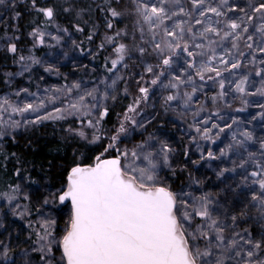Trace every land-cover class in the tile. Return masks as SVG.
<instances>
[{
    "label": "snow or ice",
    "instance_id": "6c2138e0",
    "mask_svg": "<svg viewBox=\"0 0 264 264\" xmlns=\"http://www.w3.org/2000/svg\"><path fill=\"white\" fill-rule=\"evenodd\" d=\"M31 4L43 17L49 21L53 19L52 8L39 7L36 0H31ZM114 4H108L110 16L117 20L131 16L134 21L131 36L138 43L134 42L131 47L118 43L117 37L130 35L126 31L107 36L105 42L112 45L110 51L115 54L108 71L116 73L128 66L127 60L144 57L146 53L156 61L153 65L140 60L145 74H138L136 81L139 96L127 106L116 126L108 130L104 123L110 118L106 102L116 99L112 90L122 79L119 75L97 81L92 87L77 81L60 88L45 89L44 96L19 89L14 94L16 97L27 93L33 99L15 104L8 99L0 102V112L22 118L4 122L0 117V139L9 131L15 132L29 124L72 116L80 126L69 128L70 134L86 144H101L105 153L116 154L105 159L97 156L94 166L73 167L66 189L53 193L61 204L70 200L72 216L68 230L59 240L45 225L44 233L39 236L44 242L39 251L44 253L45 264H53L55 260L53 245L62 250L64 264H264V161H257L256 154L245 146L253 141L250 132H240L242 140L233 132L232 142L221 148L218 155L212 150L201 153V159L207 160L225 158L230 151L240 158L237 167L244 169L243 186L250 191L241 192L245 199L237 198L231 209H226L207 192L197 196L185 189L174 192L163 185L158 186L162 169L171 168L169 153L172 149L167 144L153 142L151 134L131 150L121 148L131 142L129 137L133 132L145 128V120H138L136 116L140 103L149 99L150 91L155 94L156 89L168 90L167 95L162 93L164 105L169 109L180 107L188 111L199 102L197 93L203 91L208 80L219 85V98L227 94L222 78L224 72L241 67L239 58H232L233 50L239 56H250L249 62L253 65H264V0H246V3L232 0H128L127 7L122 0H114ZM0 5L9 6L6 0H0ZM107 26L113 27L111 21ZM32 35L40 44L44 43V33L36 30ZM240 41L249 49L248 53L239 51ZM8 50L15 54L16 45H10ZM133 51L138 57L131 55ZM28 59L32 64L40 63L34 58ZM24 60L21 56L20 61ZM178 62L182 63L176 72L173 66ZM221 66H224L222 70ZM29 70L30 67L24 65L19 74ZM45 71L52 69L46 67ZM209 73L214 76L207 75ZM255 75L264 83V67ZM196 78L204 83L197 84ZM247 84L245 75L234 82V90L242 95H256L257 92L264 95V87L249 92ZM185 86L191 91L185 90ZM58 93L66 94L68 102L42 112L48 103H56ZM124 94L128 95L127 89ZM216 99L217 96L212 97L213 102ZM260 107L264 108V104ZM204 110L201 105L195 115ZM212 116L223 119L218 112H212L208 117L195 120L193 128L201 139L215 144L220 133L231 129L237 121L233 119L232 123L220 126L212 122ZM213 129L217 131L213 132ZM241 148L247 152L246 158L238 151ZM260 149L264 150V141L260 142ZM122 160H128L129 165L126 167ZM136 161L147 164L139 167ZM246 165L254 167L249 170ZM226 171H235V168L223 169L218 175L223 176ZM199 184V180L193 179L189 188ZM19 195L22 193L17 185L7 199L11 202ZM0 199H4L3 194ZM252 209L257 213L255 217L249 216ZM245 222H255L258 231L254 233L244 227ZM0 255L7 259L6 246L0 245Z\"/></svg>",
    "mask_w": 264,
    "mask_h": 264
},
{
    "label": "trees",
    "instance_id": "16d2710c",
    "mask_svg": "<svg viewBox=\"0 0 264 264\" xmlns=\"http://www.w3.org/2000/svg\"><path fill=\"white\" fill-rule=\"evenodd\" d=\"M36 2L39 7L54 10V17L51 21L33 8L31 0H6L9 6L0 5V98L6 96L10 103L15 104L16 101L23 99L21 97H29L27 93H21L19 97H16L14 94L19 89H27L30 93L44 96L45 93H42L41 87L43 82L46 84V89L60 88L69 84L67 76L80 80L86 79L93 83L98 78L109 80L110 77L114 78L119 75L122 79L117 81L118 84L113 90L116 99H109L106 102L110 109V118H106L104 127L111 130L120 122L124 110L132 103L135 95H139L136 81L138 74L144 70L140 60L153 65L156 63L154 57L146 53L144 57L127 60L128 66L120 68L116 73L108 71L110 60L115 58V54L110 51L112 45L105 42L107 36L114 35L117 31H126L130 35L124 38L117 37V42L126 43L129 47L134 42L138 43L131 36L134 22L132 17L113 19L107 8L109 3L115 6L114 0H36ZM232 2L246 3V0H232ZM122 3L125 7L128 6V0H122ZM17 13H19L18 16ZM109 21L113 24L111 29L107 26ZM36 30L44 33L43 44L33 37L32 33ZM238 43L239 51L249 52L243 41ZM12 44H15L17 48L15 54L8 50ZM225 46L230 48L229 44ZM217 51L221 50L217 49ZM131 55L138 57L135 51ZM21 56L25 57L23 62L20 61ZM58 56L64 59L56 65H46L51 57L57 58ZM29 57L39 60L40 63L32 64ZM225 58L228 59L227 56ZM232 58H239L241 67L232 72H224L222 78L225 79L224 91L227 94L222 99L218 96L219 85L213 80H208L203 86V91L197 93L199 102L192 105V110L185 111L180 107L169 109L164 105L162 96V93L167 95L168 90L156 89L157 96L154 105L148 102L149 99L145 101L144 116L148 115L145 120L146 126L132 133L129 139L133 145L128 148L131 150L151 134L153 142L167 144L172 149L169 153L171 168H163L160 180L157 182L158 186L163 185L174 192L185 189L197 196L204 192L210 193L212 198L226 209H231L237 198L245 199L241 196V192L250 191L249 188L243 186L245 183L242 175L244 169L237 167L240 158L234 151H230L227 157L217 160L201 159V153L206 154L208 150H212L218 155L221 148L232 142L233 132H236L237 138L242 140L243 137L239 133L248 131L252 134L253 141L245 146L248 151L256 154L257 161H264V150L260 149V142L264 141V115H261L264 113V108L260 107L264 104V95L257 92L258 89L264 87V83L261 77L255 75L256 71L264 65L259 63L253 65L249 62L250 56H239L236 50H233ZM259 59L260 56L257 55V60ZM180 64L178 62L174 65L177 72L180 70ZM24 65H28L30 70L20 75ZM46 67H50L52 71H45ZM223 67L221 66V70ZM207 75L214 76V73ZM245 75L248 77L246 90L257 92L256 95H242L234 90V82ZM40 79H43L41 83ZM229 80L233 83L229 84ZM196 83L203 84L204 82L196 78ZM125 89L128 91L127 96L124 94ZM185 90L191 91L188 86H185ZM57 95L59 98L56 103H48L47 109H42V112L68 102L66 94L58 93ZM213 96H217L215 102L212 100ZM45 99H47L46 96ZM142 105L143 101L139 107ZM149 105H152L151 109ZM201 105L205 110L195 115V110ZM237 109H242V111H237ZM212 112H218L219 116L223 117V119L217 116L211 117L212 122L220 126L232 123L233 119L237 121L232 124L231 129L220 133V138L215 144L201 139L193 128L195 120L208 117ZM0 117H3L4 122L11 119H22L4 112H0ZM74 121L75 118L72 116L63 120H44L38 124H29L15 132L9 131L5 138L0 139V194L4 196V199H0V216L5 219L3 222L6 228V233L0 239V245L4 246L7 241L9 242L7 259H0L3 264H12L10 259L15 258V253L20 258L33 248L37 250L34 253L37 264H45L44 253L39 251L44 242L39 240V236L44 233L45 225L52 234L57 225L56 222L43 223L44 220L39 219L40 215H43L47 208L59 214L63 206L56 208L57 203L53 193L64 190L66 176L73 167L92 165L96 162L97 156L104 159L110 154L103 152L101 144H86L79 137L70 134L69 128L80 126ZM216 131L213 129V132ZM238 151L245 158L247 157V152H244L243 148ZM111 155L116 154L111 153ZM122 163L129 165L128 160H122ZM245 167L252 170L254 165ZM233 168L235 171H226L223 176L218 175L223 169ZM193 179L199 180L200 184L189 188ZM20 181L28 187L42 185L46 194L41 196L40 201L37 200L34 203L28 198L26 200L19 196L9 202L7 197L13 195V189L19 185ZM45 199L48 200L47 204L44 203ZM256 215L255 209L249 211V216L255 217ZM58 222L62 225L66 221L65 218L59 217ZM244 227L254 233L258 231L255 222H245ZM22 233L23 239L20 235ZM6 235L9 238H6ZM9 251L11 254L8 253ZM53 251L55 256L53 263L63 264L62 259L57 256L56 245H53Z\"/></svg>",
    "mask_w": 264,
    "mask_h": 264
},
{
    "label": "rangeland",
    "instance_id": "374dc122",
    "mask_svg": "<svg viewBox=\"0 0 264 264\" xmlns=\"http://www.w3.org/2000/svg\"><path fill=\"white\" fill-rule=\"evenodd\" d=\"M255 46V45H254ZM64 58L61 56H58L57 58H55V57H51V60H49L48 61V63L46 64V65H49V66H52V65H56V64H58L60 61H62ZM180 63H182V62H180ZM174 67V66H173ZM143 69H144V67H143ZM176 70V69H175ZM177 72V71H176ZM139 74H141V75H143V74H145L144 73V70L141 72V73H139ZM174 74H176V73H174ZM67 78H68V80H69V84H71V83H73V82H77V81H81V82H83L84 83V85H86L87 87H92L94 84H95V82H97V81H101V80H104V79H102V78H98L96 81H94L93 83H92V81H88V80H86V79H82V80H80V79H77L76 77H68L67 76ZM115 78V77H114ZM146 79H148V77H147V75H146ZM43 81V79H40L39 80V82L41 83ZM110 82V81H109ZM116 84H118V82L116 83ZM42 87V93H45V89H46V84H45V82H43V86H41ZM100 87H103V85H100ZM115 87H116V85H115ZM113 91V90H112ZM157 93L158 94H160V92H159V90H157ZM40 94H38L37 96H39ZM40 96H43V94H41ZM139 95H135V97L134 98H137ZM156 96H157V94L155 93V94H153V92L152 91H150V93H149V101L148 102H150V103H152V105H154L153 103H155L156 102ZM160 96H158V98H159ZM21 98H23L22 100H25V99H27V100H32L33 98L32 97H27V96H24V97H21ZM4 99H6V96H3V97H1L0 98V102H2ZM19 101H21V100H19ZM19 101H16L15 103H18ZM144 105H145V101H143V105L141 106V107H139L138 108V113H139V115H137L136 116V118L138 119V120H140V119H143V120H146L147 119V116L148 115H146V116H144V112H145V107H144ZM152 105H149V109H151V106ZM130 141H131V139H130ZM132 143H125V144H123V145H121V148L122 149H124V150H128V148L129 147H132ZM105 156H106V154H105ZM112 156H114V155H111V154H108V156L107 157H105V158H109V157H112ZM195 159V158H194ZM175 160H177V158H175ZM136 164L139 166V167H144L146 164H147V162L145 161L143 164H141V162L139 163V161L137 162L136 161ZM126 167H127V165L126 164H124ZM163 170V169H162ZM202 170H204V168L202 167ZM162 175V171L160 172V176ZM19 191H20V193H22V195H19V197L20 198H24L25 196H27V198H28V200L29 201H32L33 203L35 202V201H40L41 200V196L42 195H44V194H46V190L44 189V187L41 185V186H39V185H37V186H34V187H28V186H26V184H24V183H22L21 181L19 182ZM25 199V198H24ZM27 200V199H26ZM55 200H56V203H57V206H56V208L57 207H59V206H63L61 209H60V211H59V214L57 213V212H55V211H53V210H50L49 208H47V210H45L44 211V213H43V215H40V217L41 218H39L40 220H44V222L43 223H53V222H56V225H57V228H56V230H54V233H53V236L57 239V240H59L64 234H65V232H66V230H67V228H68V226H69V223H70V208H69V205H68V203H63V204H61L60 202H59V200H58V198H56L55 197ZM59 217H61V218H65V223L63 224L62 223V225H60L59 224V222H58V219H59ZM3 221H5V219L2 217V216H0V239H2L3 238V236H4V233H6V228H5V224H4V222ZM7 225V224H6ZM9 230V229H8ZM10 231V230H9ZM53 231V230H52ZM8 234V233H7ZM21 236L23 235V233L22 234H20ZM6 238L8 237L7 235L5 236ZM9 238V237H8ZM22 239H23V236H22ZM4 246H6L7 248L9 247V242L7 241V244H5ZM14 250V249H13ZM58 251V254H57V256H59L60 258H61V255H60V252H59V250H57ZM11 251H9L8 253L9 254H11L10 253ZM37 252V250H35L34 248L33 249H30L29 250V252L27 253V254H25L24 256L22 255L20 258H18V254H14V257L15 258H13V259H10L11 261H12V264H13V261L15 260L16 262L14 263V264H37V262H36V260L34 259V253H36ZM11 258V257H10ZM0 259L1 260H3L4 259V257L2 256V255H0ZM62 259V258H61ZM0 260V261H1ZM63 261V260H62ZM63 263V262H62ZM53 264H56V263H53Z\"/></svg>",
    "mask_w": 264,
    "mask_h": 264
},
{
    "label": "water",
    "instance_id": "95a60500",
    "mask_svg": "<svg viewBox=\"0 0 264 264\" xmlns=\"http://www.w3.org/2000/svg\"><path fill=\"white\" fill-rule=\"evenodd\" d=\"M47 19V18H46ZM109 158H112V157H109ZM105 159V158H104ZM96 162H94L92 165H80L81 167H89V166H94V164H95ZM70 172H71V170L68 172V174H67V176H66V186H67V178H68V176L70 175ZM66 186H65V188H64V190L66 189ZM60 202V201H59ZM64 203H68V205H69V208H70V220H71V216H72V208H71V202H70V200L69 201H65ZM70 224V223H69ZM68 228H69V226H68ZM68 228H67V230H68ZM66 230V231H67ZM66 233V232H65ZM59 252H60V255H61V258H62V250H59ZM63 264H64V261H63Z\"/></svg>",
    "mask_w": 264,
    "mask_h": 264
}]
</instances>
